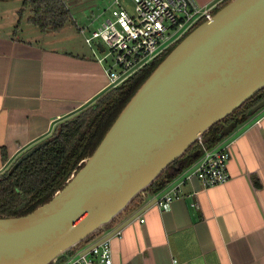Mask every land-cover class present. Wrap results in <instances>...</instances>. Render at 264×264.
I'll return each mask as SVG.
<instances>
[{"label": "water", "instance_id": "water-1", "mask_svg": "<svg viewBox=\"0 0 264 264\" xmlns=\"http://www.w3.org/2000/svg\"><path fill=\"white\" fill-rule=\"evenodd\" d=\"M263 88L264 0H229L168 51L50 201L23 216H0V264L55 263ZM263 108L264 99L252 112ZM236 127L230 123L219 138ZM46 143L24 152L15 167Z\"/></svg>", "mask_w": 264, "mask_h": 264}, {"label": "crops", "instance_id": "crops-1", "mask_svg": "<svg viewBox=\"0 0 264 264\" xmlns=\"http://www.w3.org/2000/svg\"><path fill=\"white\" fill-rule=\"evenodd\" d=\"M194 1L217 7L226 0ZM62 37L45 46L0 29V173L110 89L94 53L71 30ZM224 139L231 153L226 183L202 190L180 174L103 227L101 234L122 228L112 239L113 264H264V108ZM182 181L169 208L156 206V197Z\"/></svg>", "mask_w": 264, "mask_h": 264}, {"label": "trees", "instance_id": "trees-1", "mask_svg": "<svg viewBox=\"0 0 264 264\" xmlns=\"http://www.w3.org/2000/svg\"><path fill=\"white\" fill-rule=\"evenodd\" d=\"M224 4L217 6L214 13ZM27 8L32 12L29 22L41 31H60L71 18V11L64 0H23L19 10L20 18ZM167 53L122 85L110 88L93 104L78 112L74 119L57 124L45 139L47 143L43 147L15 167L19 156L9 168L0 173V216H23L50 201L65 186L73 172L79 169L80 163L93 154L122 109ZM263 99L264 88L206 131L202 136L204 145L210 149L219 144L225 138H219L220 132L230 123L236 122L239 127L250 120L255 115L252 109ZM197 150H200V154L195 156ZM202 153L201 144L196 141L146 191L156 193L162 190L194 164ZM138 197L132 200L126 210L134 205ZM114 222L115 219L109 224ZM91 237L66 251L58 261L73 255Z\"/></svg>", "mask_w": 264, "mask_h": 264}, {"label": "built area", "instance_id": "built-area-1", "mask_svg": "<svg viewBox=\"0 0 264 264\" xmlns=\"http://www.w3.org/2000/svg\"><path fill=\"white\" fill-rule=\"evenodd\" d=\"M131 2L132 13L125 7L123 0H114L115 6L111 10L110 18L102 21L91 34L85 33V29L81 30L85 42L93 49L98 62L103 66L110 88L122 85L167 53L197 24L210 19L217 5L201 6L194 0ZM111 56L112 66H109L107 62ZM197 141L201 144L203 153L182 174H187L188 180L196 178L202 190L226 183L231 178L228 170L231 153L227 139L210 149L204 145L202 137ZM182 186L183 181L172 184L168 192L156 197V206L161 209L169 208L171 203L182 195ZM162 190L156 194L159 195ZM139 218L144 222L142 216ZM101 230L94 233L83 247L59 264H113L112 239L122 237V228L108 230L105 234H101ZM173 264L178 263L173 260Z\"/></svg>", "mask_w": 264, "mask_h": 264}, {"label": "rangeland", "instance_id": "rangeland-1", "mask_svg": "<svg viewBox=\"0 0 264 264\" xmlns=\"http://www.w3.org/2000/svg\"><path fill=\"white\" fill-rule=\"evenodd\" d=\"M64 1L71 11L70 20L60 31H41L37 26L29 22V18L32 16V12L29 8L26 9L22 18H20L19 8L22 7L23 0H0V29H4V32H16L20 37L26 39L33 37L36 39L39 38V43L45 46L60 45L62 40H64L62 39L63 34L69 29L75 36H77L75 39H77L78 44H82L89 53L93 54V49L85 42V37L81 30L85 29V33L91 34V32L102 21L110 18L111 10L115 6L114 0ZM123 1L125 7L132 13L133 3L131 0ZM228 1L229 0H226L225 3ZM107 63L109 66H112V56L108 58ZM114 68L118 70L116 66H114ZM74 117L66 121L72 120ZM10 166L11 165H9L7 168Z\"/></svg>", "mask_w": 264, "mask_h": 264}]
</instances>
